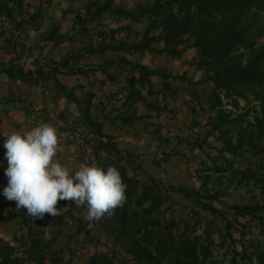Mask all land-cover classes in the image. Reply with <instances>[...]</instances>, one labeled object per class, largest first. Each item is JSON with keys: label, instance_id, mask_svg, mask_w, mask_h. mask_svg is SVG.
<instances>
[{"label": "trees", "instance_id": "obj_1", "mask_svg": "<svg viewBox=\"0 0 264 264\" xmlns=\"http://www.w3.org/2000/svg\"><path fill=\"white\" fill-rule=\"evenodd\" d=\"M47 1L39 0L32 13L30 1L0 0V16L25 28L40 16ZM116 1L94 0L83 13L74 14L67 37L71 40L81 35L90 39L88 45L50 60L49 66L32 59L17 64L11 51L5 50L0 66L12 78L21 76L38 85L54 82L78 105L79 119L85 126L71 141L90 133L83 139L94 154L89 164L117 167L126 185V200L110 214L89 221L86 207L73 201H58V208L68 209L61 215L45 213L43 218L34 219L7 199L0 203V217L4 213L17 216L18 232L7 240L0 226V264H217L215 250L222 248L226 255L233 253V264H264V239L249 236L253 228L264 235V0H149L130 8ZM108 17L116 27L103 21ZM96 21L97 27L89 26ZM138 24H143L144 30H136ZM93 34L100 41L97 46L91 41ZM109 50L123 55L99 64L81 60ZM188 51H194L188 60L201 73L199 79L188 76L187 71L155 69L139 58L177 60ZM114 65L120 69L117 73L112 72ZM121 72L127 84L120 94L127 108L135 109L132 115L112 113L115 110L111 108L108 115L94 117L96 93L86 92L85 103H81L57 78L59 74L92 76L91 84L98 88L108 81H120ZM156 76L162 82L160 90L154 84ZM168 92L184 95L190 109L184 118L185 129L204 128L194 139L193 132L191 138L184 137V132L176 135L191 143L186 151L163 149V140L169 138L158 129L159 134L154 135L160 140L156 142L158 153L151 160L140 159L142 155L132 150L139 143L128 139L121 147L115 134L106 131L108 117L119 119L125 127L133 126L139 118L137 106L146 109L145 118L152 112L158 115L170 105L167 101L162 104L159 94L164 93L167 99ZM251 108L256 113L249 120ZM6 137L0 128L2 192L7 184L2 146ZM174 157L192 158L193 165L196 162L192 186L168 185L165 174H157ZM79 161L87 163L82 157ZM145 163L150 164L149 169ZM232 188L245 189L247 197L228 203ZM180 197L195 201L187 213L176 208ZM9 202L12 208L7 209ZM95 227L105 239L95 235ZM74 232L81 235V241L74 238ZM118 250L124 253L122 258Z\"/></svg>", "mask_w": 264, "mask_h": 264}, {"label": "rangeland", "instance_id": "obj_2", "mask_svg": "<svg viewBox=\"0 0 264 264\" xmlns=\"http://www.w3.org/2000/svg\"><path fill=\"white\" fill-rule=\"evenodd\" d=\"M27 1H30L31 11L33 13L36 7H38L39 0ZM91 1L94 0H49V2L47 1L42 5L40 16H38L32 25L28 24L25 28H19L13 20L5 16H0V29L2 31L0 35V58L3 56L5 50H10L14 55V62L17 64L22 63L25 59H32L36 64L49 66L50 60H59L71 53V51L78 49L81 45H88L90 39L80 38V35L79 37L72 36L73 38L69 40L67 35L72 32L71 28L74 14L79 11L83 13L85 11V6ZM148 1L149 0H117L116 3L122 7L130 8L136 4ZM103 21L107 23L108 27H116L114 20L109 17ZM97 24L98 22L96 21L89 24V26L97 27ZM4 25L6 34H4ZM135 26V29L138 31L144 30L143 24ZM91 41L96 46L100 42L97 40L95 34H93ZM193 53L194 51H188L182 58L177 60H171L165 56L147 57L141 55L139 58L142 62L155 69L167 68L175 73L187 71L188 76L199 79L201 78V73L197 72L195 65L191 64L188 60V57L192 56ZM122 55V53L109 50L103 54L97 53L91 57L87 56L81 58V60L84 63L99 64L105 60L116 59ZM117 71H120V69L114 65L112 67V72L117 73ZM120 76V81H108L98 88L96 85L93 86L91 84L93 79L92 76L85 77L83 75L59 74L57 78L61 85L68 90L74 91L81 103H85L86 92L93 91L96 93L93 98L94 105L92 108V115H94V117L95 115L96 117L106 115V111L111 108L115 110L112 113L132 115L135 109L127 108L123 102L124 98L120 94L122 88L126 87L127 84L122 80L124 77L123 72H121ZM44 84L45 85L33 84L30 80L21 78V76L12 78L5 68L0 66V126L3 124L1 128H3V132L6 136L13 132L23 133L30 131L33 127L42 123H48L54 126L58 135V151L54 160L62 163L74 174L81 165L79 157L87 161L86 164H89L88 161L94 158L92 148L84 145L83 142V139L87 137L86 135L90 133L84 132L85 134H83L81 138L73 142L71 141V137H75V135L76 138H78L77 134L80 135L81 133L79 131H83V127L85 126L82 123V119H79L81 110L75 102L69 100V97H67L62 90H58L54 82ZM154 84L156 89H162V82L159 77H154ZM166 96L167 99L164 98V93H160L159 100L162 104H165L166 101L169 102L170 108L164 107L158 115L156 112H152L151 117L145 118L146 109L137 106L136 114L139 118L133 123V126L125 127L119 119L108 117L105 120L106 131L115 134V141H118L117 143L121 145V147H125L124 145H126L128 139H132L135 141L134 143H139L140 145H135L132 150L136 151L135 154L142 155V157L139 156L140 159L151 160L158 153L159 145H156V142H160V140L156 141L154 139V135L159 134L158 129H161L164 137L169 138V140H163V149L176 147L180 149L181 152L186 151L190 148L191 143L187 140H181L180 137L176 135L184 132V137L191 138V132H193L194 135L192 136L194 139L197 134H202L204 132V128L195 127V130L191 131L189 127L185 129L184 118L187 116L190 109L185 102V98H183V93L180 95H172L168 92ZM244 104L245 103L242 102V105ZM251 109L252 111H250L247 117L249 120H251L253 114L256 113L255 110H253L255 108ZM216 144L219 145L220 143ZM104 154L105 152L102 153V155ZM191 161H194V159L191 158V160L188 161L183 157L171 158L170 161L163 164V171L159 170L157 174H165V182L168 183V185L182 184L192 186L195 182L191 172L194 171L196 162L193 165L190 163ZM144 166L146 169L150 168L149 163H145ZM196 185H199V183L197 182ZM230 192L233 196L227 197L226 201L228 203H231L235 199H244L247 197L245 189L242 192L240 189L232 188ZM3 202H7V198L2 195V190H0V203ZM194 202L181 198L180 204H178L179 206L176 208L187 213L189 209L194 206ZM6 208H12V204L10 202L7 203ZM6 215L7 214L4 213V216L0 217V226L2 227V236L9 240L12 238L13 234L18 232V218L17 216L8 217ZM239 227L241 228L242 226L239 225ZM74 233V238L78 236V240L81 241V235H78L77 232ZM94 233L96 236L98 235L100 238L105 239V237L101 235L98 227H95ZM249 233V236L253 235V237L264 239V235L260 233L259 228L250 229ZM232 234L237 236L238 232L232 230ZM73 240L77 244V240ZM61 243L62 247L65 248L63 246L64 241ZM90 248L93 249V245H91ZM98 250H102V247ZM224 253V248L215 250V259L219 261L217 264H233L231 260L233 253L227 255ZM118 256L122 258L124 253L118 250Z\"/></svg>", "mask_w": 264, "mask_h": 264}, {"label": "clouds", "instance_id": "obj_3", "mask_svg": "<svg viewBox=\"0 0 264 264\" xmlns=\"http://www.w3.org/2000/svg\"><path fill=\"white\" fill-rule=\"evenodd\" d=\"M2 146L7 164L2 195L34 219L45 213L61 215L68 209L58 208V201L68 200L84 205L89 221L99 220L126 200V185L117 167L85 163L73 174L55 161L58 135L48 123L27 132H13Z\"/></svg>", "mask_w": 264, "mask_h": 264}, {"label": "crops", "instance_id": "obj_4", "mask_svg": "<svg viewBox=\"0 0 264 264\" xmlns=\"http://www.w3.org/2000/svg\"><path fill=\"white\" fill-rule=\"evenodd\" d=\"M2 127H3V124L1 125ZM1 126H0V128H1ZM2 129V131H3V128H1Z\"/></svg>", "mask_w": 264, "mask_h": 264}]
</instances>
